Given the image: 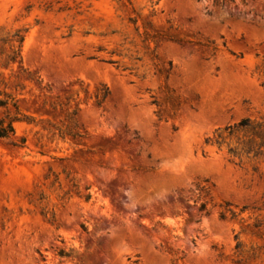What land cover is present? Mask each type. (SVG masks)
<instances>
[{"label": "rangeland", "instance_id": "rangeland-1", "mask_svg": "<svg viewBox=\"0 0 264 264\" xmlns=\"http://www.w3.org/2000/svg\"><path fill=\"white\" fill-rule=\"evenodd\" d=\"M0 98V264H264V0H0Z\"/></svg>", "mask_w": 264, "mask_h": 264}, {"label": "trees", "instance_id": "trees-1", "mask_svg": "<svg viewBox=\"0 0 264 264\" xmlns=\"http://www.w3.org/2000/svg\"><path fill=\"white\" fill-rule=\"evenodd\" d=\"M21 42H22V38H18V45L16 49L11 50L10 54L7 56V60L10 62H14V61H21V53H20V47H21ZM104 97V95H103ZM8 103L7 99H1L0 98V107L5 106ZM12 105L17 108L13 103ZM13 119H9L8 121H5L4 118H0V138L1 139H5L7 137H9L10 135L14 134V128L12 125ZM238 126L241 127H245L246 126V122L245 121H241L239 122ZM21 143L24 142V139H21L20 141ZM229 153L235 155L236 151L235 149H229L228 150ZM59 256H68L67 253L64 250H60L58 252ZM133 264H138L136 261L133 262Z\"/></svg>", "mask_w": 264, "mask_h": 264}]
</instances>
